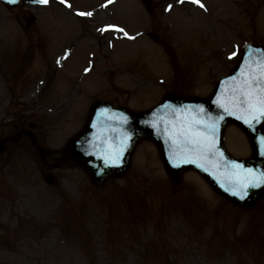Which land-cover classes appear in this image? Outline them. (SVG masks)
I'll return each instance as SVG.
<instances>
[{"label": "rangeland", "instance_id": "obj_1", "mask_svg": "<svg viewBox=\"0 0 264 264\" xmlns=\"http://www.w3.org/2000/svg\"><path fill=\"white\" fill-rule=\"evenodd\" d=\"M78 1L84 6L95 2ZM204 1L209 12L187 3L173 10L166 19L172 25L166 47L164 37L155 41L143 35L134 43L117 42L112 51L85 34L87 39L75 44L66 59L65 73H59L61 69L58 75L51 73L55 55L69 45L71 34L88 26L55 9L53 2L37 12L38 21L26 32L21 12L12 16L0 4V55L10 54L13 61V73L3 70L8 68L6 60L0 61V136L13 132L6 119L8 109L14 112L23 106L40 111L34 119L47 146L65 145L84 125L96 98L115 97L109 81L132 88L134 96L123 97L131 98L129 103L138 110L168 91L207 94L237 62L229 61L228 54L240 51L245 41L264 44V0ZM134 6H139L138 0H122L120 7L126 13ZM124 17L120 21L131 29L150 30L149 20L143 24L141 18ZM142 17L149 18L145 13ZM34 40L47 43L42 56L48 77L40 99L30 100L39 79L29 73L39 62ZM89 52L96 53V64L100 59L87 78L82 70ZM121 60L136 72L126 77L106 72ZM80 76L85 85L71 97ZM241 138L245 140L235 126L227 129L226 146L238 157L248 155ZM8 147L0 159V264H264V234L252 235L256 226L250 221L264 226V199L251 212L244 211L216 196L190 172L174 189L151 141L141 142L125 177L102 187H95L75 164L49 170L28 138ZM44 172L57 176L56 185L44 182Z\"/></svg>", "mask_w": 264, "mask_h": 264}, {"label": "snow or ice", "instance_id": "obj_2", "mask_svg": "<svg viewBox=\"0 0 264 264\" xmlns=\"http://www.w3.org/2000/svg\"><path fill=\"white\" fill-rule=\"evenodd\" d=\"M10 3H16L17 0H9ZM39 4H48L49 0H35ZM66 3L67 0H61ZM109 3L112 0H108ZM182 3L183 0H180ZM192 3L204 8L201 0H191ZM71 7V5H67ZM171 8V5H169ZM81 16H91V12H78ZM118 30L125 36L128 33L123 28H118L114 25H107L102 31ZM259 53V58L252 61L245 58L244 63L248 66L247 69H242L241 79L236 82V78L231 79L236 82V86L230 90V95L226 103H221L217 98L214 103L217 107L223 109V114L217 117H212L203 105H196L195 109L198 115H189L188 118L180 121H172L165 124L163 132L167 140L171 141L172 148L169 152V159L172 162L179 163H196V160H190L188 157L196 156L200 159L213 157L223 161V166L226 168L227 185L225 190L231 192L232 195L244 199L250 188H257L264 185V170H257L251 167H245L243 163L236 160H228L221 149L217 147L216 132L219 126V121L224 118V115L236 116L250 129L255 131L254 125L264 121V50H249ZM237 53H231L230 57L236 56ZM59 63V61H57ZM255 64V67H253ZM87 71V69L85 70ZM164 108H173L172 105H163ZM193 106H182L181 109L175 111L184 114H190ZM107 112V109L102 110ZM155 115V114H154ZM119 119L123 124L128 123V117L121 115ZM160 132L155 121H146ZM131 138V133L125 132L121 141L123 148L128 146V140ZM257 146L260 155L264 156V135L257 138ZM123 148L110 150L105 156V163L118 164ZM178 166V165H177ZM204 168L203 164H198ZM207 170V169H205Z\"/></svg>", "mask_w": 264, "mask_h": 264}, {"label": "water", "instance_id": "obj_3", "mask_svg": "<svg viewBox=\"0 0 264 264\" xmlns=\"http://www.w3.org/2000/svg\"><path fill=\"white\" fill-rule=\"evenodd\" d=\"M249 52H252V51H249ZM93 113H95V111ZM152 116L153 115H150V117H152ZM159 116H161V115H159ZM92 123H94L92 120L88 122V124H87V126H86V128L82 134V138L80 140L79 139L77 140V142L79 141V143L81 144L80 148L83 147L86 139H89V136H85V134L87 133L88 130L92 129L93 132L99 131V128H96L95 124L93 125L92 128H90ZM148 129L149 128H147V130L144 131L143 133L146 134L147 136H151V131ZM259 130H262V129H259ZM138 135L140 136V134H138ZM251 137H252V140L254 142L253 136H251ZM90 139L92 141H94V143H93L94 152L96 151L95 153L98 156V158L97 157L95 158L92 155H84L83 149L76 148V141L70 142L69 145L65 149L68 152L70 159H74L79 164H81L85 169H87L88 172L91 174L93 180L97 184H102L106 177H108L110 175L118 174V172H117L119 169L118 168L119 166H117L118 164L112 165L109 163H105V156H106V154L109 153L110 150H116L119 143L117 141V136L112 131H109L106 134V136H103L102 138H100V136H98V135H94V136H91ZM128 153L130 154V152H128ZM129 154H128V156L126 155V157L124 158V162L126 163L125 168L128 165ZM243 162L244 161H242V163ZM244 166L245 167H251V168H254L257 170H264V156L260 155V153L257 150V147L255 145H254V156L251 159H249L248 161H245ZM216 168L218 169V166H216ZM223 180L225 182H221V181L218 182L217 181V183H216V184H219L222 187V189L216 185H215V188L218 191H220L223 195H225L226 197L231 199L232 201L242 205L244 199H240L238 196L232 195L231 192L225 190V186L228 183L227 176ZM50 181H51V179H50ZM222 185H225V186H222ZM263 190H264V185H261L260 188L259 187L250 188L248 190L249 197L247 198V200L245 202L246 203L247 202L252 203L255 199H257L262 194Z\"/></svg>", "mask_w": 264, "mask_h": 264}]
</instances>
